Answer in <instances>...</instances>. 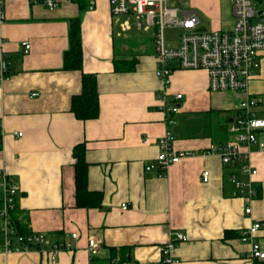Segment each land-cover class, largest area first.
<instances>
[{
  "label": "crops",
  "instance_id": "0c3cea01",
  "mask_svg": "<svg viewBox=\"0 0 264 264\" xmlns=\"http://www.w3.org/2000/svg\"><path fill=\"white\" fill-rule=\"evenodd\" d=\"M72 18L79 20L82 70L68 71L62 69V55ZM122 20L111 17L108 0H59L54 9L6 0L0 10V59L7 67L0 80V177L19 186L20 226L43 235L38 248L16 253L4 251L0 234V264L158 262V247L175 231L186 240L172 252L174 264H264L249 260V244L238 240L242 229L258 222L255 239L264 251V151L243 148L247 154L235 166L222 165L215 153L201 154L232 138L228 127L244 95L209 91L204 71L178 68L162 89L154 75L155 52L142 44L147 35L122 31ZM216 25L226 24L217 19ZM149 31L151 43L153 31L142 33ZM27 41L25 53L22 43ZM117 59H134V69L115 72ZM261 60L249 90L264 117ZM82 73L95 76L99 109L97 118L85 121L69 110ZM178 92L177 123L168 125L164 106ZM165 130L174 137L175 152L194 155L160 173L157 141ZM80 143L88 190L101 193L100 206L91 209L75 207L71 153ZM245 164L256 169L250 216L244 215L243 200L229 180L231 172L245 179L238 170ZM203 170L208 171L206 182ZM88 239L99 244L93 257ZM62 242L70 247L53 253L52 244Z\"/></svg>",
  "mask_w": 264,
  "mask_h": 264
},
{
  "label": "built area",
  "instance_id": "2783aa9c",
  "mask_svg": "<svg viewBox=\"0 0 264 264\" xmlns=\"http://www.w3.org/2000/svg\"><path fill=\"white\" fill-rule=\"evenodd\" d=\"M6 0H0V10ZM48 9L57 7L59 0H30ZM232 16L234 22L230 29L199 30L200 20L190 8H180L183 0H108L110 15L120 21L122 31L135 29L138 32L152 30V43L155 52V77L160 81L162 89L170 84V74L178 69L202 70L208 76L207 89L212 92L242 93L244 98L238 102L237 114L228 127L232 138L224 144L209 146L201 152L202 155L215 153L219 156L222 165L235 166L236 162L245 157L243 148L256 147L264 151V117L260 116L258 98L250 96L249 85L260 68L264 57V0H232ZM178 4V5H177ZM180 4V5H179ZM165 29H178L180 34L175 41L166 42ZM174 40V39H173ZM23 51L26 53L30 43L23 42ZM7 67L0 59V80L5 78ZM36 95L31 93V96ZM182 94L178 92L172 98V103L165 105V122L175 125V115L180 110L179 101ZM16 135H21L17 132ZM174 137L169 130H165L158 139L159 153L156 165L163 173L167 166L177 163L183 157L194 153L189 151L175 152L172 149ZM2 141L0 137V147ZM152 167V165H150ZM245 174V179H239L236 172L229 174V180L236 188V195L243 200L244 215L252 213L251 202L257 196L254 182L251 178L256 169L245 164L238 168ZM208 171L203 170L201 180L206 182ZM1 207H0V234L3 235L5 252H28L39 247L43 242V235L38 233L21 234L12 222L10 212L16 207V195L19 186L5 175L0 177ZM121 207L126 208L122 203ZM261 225L251 222L248 227L238 234V240L249 244L248 259L253 263L264 261V251L260 242L255 239ZM72 238L76 234L71 235ZM186 240L185 234L172 232L158 247V262L124 263V264H174L172 255L175 247ZM87 250L93 257L99 249L94 239L87 240ZM69 248L67 242L53 243L52 251L57 252ZM53 260V254L49 257ZM111 264H115L112 261Z\"/></svg>",
  "mask_w": 264,
  "mask_h": 264
},
{
  "label": "trees",
  "instance_id": "16d2710c",
  "mask_svg": "<svg viewBox=\"0 0 264 264\" xmlns=\"http://www.w3.org/2000/svg\"><path fill=\"white\" fill-rule=\"evenodd\" d=\"M82 55L81 50V35L79 28V20L72 18L69 23L68 29V47L62 55V69L73 71L82 70ZM114 71H132L134 69L135 60L125 61L121 59L113 60ZM81 89L78 94H74L71 98L69 110L73 115L82 121L95 119L99 114L98 109V94H97V81L93 74H81ZM85 146L83 143L76 144L72 149L74 158V199L75 207L91 209L99 207L101 204V193L98 191L88 190L87 187V167L85 161ZM20 211L17 210V203L15 209L10 212L12 222L14 223L17 231L21 234L30 233L28 230L23 229L18 221ZM21 217V216H20ZM38 248V247H37ZM122 250V249H121ZM114 252L115 249H112Z\"/></svg>",
  "mask_w": 264,
  "mask_h": 264
},
{
  "label": "rangeland",
  "instance_id": "374dc122",
  "mask_svg": "<svg viewBox=\"0 0 264 264\" xmlns=\"http://www.w3.org/2000/svg\"><path fill=\"white\" fill-rule=\"evenodd\" d=\"M232 7V0H183V3L180 5V8H191L195 11V14L201 22V30L205 31L216 29L217 19L220 23L222 22L226 24L221 27L222 29H230L234 22V16H232L231 12ZM134 30L135 29L133 28L130 32H128V34H135L139 36L144 34L147 35V37L149 34L151 35V31H149L150 33L145 34ZM163 33L165 34L166 42H170L172 40L173 43V41H175L180 34V31L178 29H165ZM147 37L142 44H144L146 48L148 47L154 50L152 41L150 43Z\"/></svg>",
  "mask_w": 264,
  "mask_h": 264
}]
</instances>
